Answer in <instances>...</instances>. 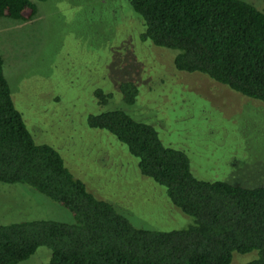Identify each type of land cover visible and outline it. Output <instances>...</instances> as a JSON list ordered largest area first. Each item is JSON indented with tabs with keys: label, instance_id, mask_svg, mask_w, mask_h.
<instances>
[{
	"label": "rangeland",
	"instance_id": "374dc122",
	"mask_svg": "<svg viewBox=\"0 0 264 264\" xmlns=\"http://www.w3.org/2000/svg\"><path fill=\"white\" fill-rule=\"evenodd\" d=\"M243 1L264 13V0ZM36 4L29 22L0 18L4 74L35 142L53 147L89 193L138 228L168 231L193 222L164 187L140 174L124 144L89 127L90 115L116 108L154 126L164 146L183 151L196 178L264 186V103L176 70L177 52L141 40L145 23L129 0ZM125 81L140 89L131 106L119 97ZM99 90L115 97L100 106ZM30 220L75 223L69 210L31 187L0 183V224ZM50 256L40 247L19 264H46ZM256 257L235 253L231 264Z\"/></svg>",
	"mask_w": 264,
	"mask_h": 264
},
{
	"label": "trees",
	"instance_id": "16d2710c",
	"mask_svg": "<svg viewBox=\"0 0 264 264\" xmlns=\"http://www.w3.org/2000/svg\"><path fill=\"white\" fill-rule=\"evenodd\" d=\"M0 0V18L29 22L36 2ZM142 17L143 42L177 52L174 67L199 73L264 103V13L243 0H129ZM139 86L120 84L119 97L134 105ZM100 106L115 94L97 91ZM137 159L140 174L165 188L171 203L193 218L185 228L133 226L106 201L89 193L61 155L36 143L15 107L0 56V183L26 185L69 210L75 223L30 220L0 224V264L29 260L40 247L46 264H231L257 252L247 264H264V186L248 188L196 178L188 156L166 147L154 126L120 108L88 117Z\"/></svg>",
	"mask_w": 264,
	"mask_h": 264
}]
</instances>
